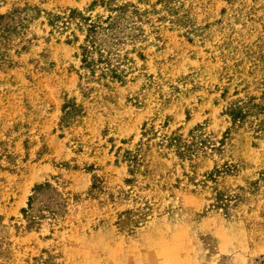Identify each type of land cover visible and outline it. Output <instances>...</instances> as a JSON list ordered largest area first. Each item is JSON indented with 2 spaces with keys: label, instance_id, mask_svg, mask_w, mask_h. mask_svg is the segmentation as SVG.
<instances>
[{
  "label": "rangeland",
  "instance_id": "rangeland-1",
  "mask_svg": "<svg viewBox=\"0 0 264 264\" xmlns=\"http://www.w3.org/2000/svg\"><path fill=\"white\" fill-rule=\"evenodd\" d=\"M108 1L0 0V264H264V0Z\"/></svg>",
  "mask_w": 264,
  "mask_h": 264
},
{
  "label": "trees",
  "instance_id": "trees-1",
  "mask_svg": "<svg viewBox=\"0 0 264 264\" xmlns=\"http://www.w3.org/2000/svg\"><path fill=\"white\" fill-rule=\"evenodd\" d=\"M103 1V0H101ZM109 0L107 4L108 13L104 16L97 15L94 18L84 16L76 9H71L68 18L77 19L79 26L85 25L84 43L80 46L82 50V62L92 72L103 63L101 74L116 77L120 73L118 59L120 58V46L127 42H134L141 30L138 22L140 20L138 9L130 3H113ZM172 0H160L164 7H170ZM5 15H0L1 21ZM97 57H96V55ZM117 63V64H116ZM179 143L178 139H173ZM130 162H136V155H129ZM221 204V202H219Z\"/></svg>",
  "mask_w": 264,
  "mask_h": 264
}]
</instances>
